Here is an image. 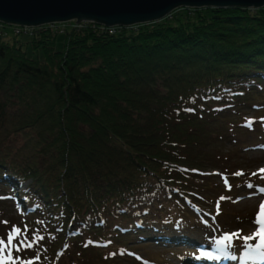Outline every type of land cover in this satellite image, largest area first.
<instances>
[{
	"label": "trees",
	"instance_id": "trees-1",
	"mask_svg": "<svg viewBox=\"0 0 264 264\" xmlns=\"http://www.w3.org/2000/svg\"><path fill=\"white\" fill-rule=\"evenodd\" d=\"M101 26H0V219L17 202L45 264L139 260L141 227L185 241L169 227L264 114V5Z\"/></svg>",
	"mask_w": 264,
	"mask_h": 264
},
{
	"label": "rangeland",
	"instance_id": "rangeland-1",
	"mask_svg": "<svg viewBox=\"0 0 264 264\" xmlns=\"http://www.w3.org/2000/svg\"><path fill=\"white\" fill-rule=\"evenodd\" d=\"M249 7L255 8L253 6ZM178 10L179 8L166 16H171ZM172 22H176V20L173 19ZM72 23H76V20L69 21L68 24ZM141 24L143 23H137L129 27L135 28ZM60 36L58 35L59 38ZM27 51L29 55L42 56L40 49L37 52L30 45H27ZM245 119L251 121L254 132L245 137H240L243 140L242 144L232 146L229 142H226L224 146L235 150V153L230 155L229 159L224 157V161L229 164V167H218L210 170L214 175L207 177L208 184L203 186L199 192L202 196H197V200L191 205L194 211L192 223H178L179 227L177 229H174L175 226L169 227V234L172 232L182 234L186 238L185 241H165L161 240L158 235L151 237V229L145 230L144 227H141L134 235L130 236L131 239L129 240L131 242L126 246L136 252L139 260L137 258L121 257L120 262L116 264H184V261L187 260L191 264H198L199 258L203 255L201 244L216 247L220 249L219 251L226 247L229 256L227 260L232 259L231 264H238L243 257L251 255L248 246L251 245L254 248L259 239L255 237L253 240L247 241L246 244L243 237L250 236L257 231L254 219L259 212L260 203L264 201V193L259 191V189L264 188V178H262L264 173L258 171L264 169V114L246 110ZM238 172L242 174L236 175ZM254 173L256 175H253ZM232 175L235 179L230 177ZM249 184L253 187L249 188ZM202 192H208L209 195L212 194V197L205 196ZM221 197H224V199H221ZM5 213V217L0 219V239L6 242L10 230L13 226H16L21 229V233L14 243L19 241L30 242L28 235L31 231L26 230V226L31 222L24 219L21 213H18L17 202H14L13 206L6 207ZM5 221L7 224L4 223ZM231 233H239V235L233 237L230 247L217 243L224 234ZM42 243H45V241ZM127 248L126 251L124 250L125 252L129 251ZM54 253L55 256L58 255L56 249ZM45 254L41 249V242H36L31 248H25L19 252L13 251L14 257L18 256L23 261H32L33 264H45ZM61 262L63 263L62 260ZM72 263V261L69 262V264Z\"/></svg>",
	"mask_w": 264,
	"mask_h": 264
},
{
	"label": "water",
	"instance_id": "water-1",
	"mask_svg": "<svg viewBox=\"0 0 264 264\" xmlns=\"http://www.w3.org/2000/svg\"><path fill=\"white\" fill-rule=\"evenodd\" d=\"M263 6L264 0H0V20L19 25L76 18L105 25L161 19L178 6Z\"/></svg>",
	"mask_w": 264,
	"mask_h": 264
},
{
	"label": "snow or ice",
	"instance_id": "snow-or-ice-1",
	"mask_svg": "<svg viewBox=\"0 0 264 264\" xmlns=\"http://www.w3.org/2000/svg\"><path fill=\"white\" fill-rule=\"evenodd\" d=\"M258 171L260 173H264V169H260ZM241 174L242 173L239 172L236 173V175ZM253 175H256V173H254ZM248 187L252 188L253 185L249 184ZM259 191L261 193H264V188L259 189ZM221 199H224V197H221ZM4 223L7 224L6 221ZM254 223L257 225V231L250 236L243 237V239L247 244V241L253 240L255 237H258L259 242L255 244V247L253 248L251 245H249L248 247L252 252H260L261 249H264V201H262L259 205V212L254 219ZM20 233L21 229L13 226L8 234L7 241L5 242V240L0 239V264H33L32 261H23L20 257L13 256V251L19 252L22 249L31 248L33 243H35V238L32 242L19 241L18 243H14ZM238 235L239 233L224 234V236L219 239L217 243L230 247L233 237Z\"/></svg>",
	"mask_w": 264,
	"mask_h": 264
},
{
	"label": "built area",
	"instance_id": "built-area-1",
	"mask_svg": "<svg viewBox=\"0 0 264 264\" xmlns=\"http://www.w3.org/2000/svg\"><path fill=\"white\" fill-rule=\"evenodd\" d=\"M49 26L51 27H55V28H61L63 29L65 27V25H67L68 23L67 22H51V23H48ZM2 25L1 21H0V26ZM72 25H77V24H74L72 23ZM38 25H14L12 24V27L14 29V31L18 32V31H24V32H31V29L36 27ZM78 26V25H77ZM102 28H105L108 32H114L116 29L119 28V25L115 24V25H110V26H105V25H102L101 26Z\"/></svg>",
	"mask_w": 264,
	"mask_h": 264
},
{
	"label": "bare ground",
	"instance_id": "bare-ground-1",
	"mask_svg": "<svg viewBox=\"0 0 264 264\" xmlns=\"http://www.w3.org/2000/svg\"><path fill=\"white\" fill-rule=\"evenodd\" d=\"M226 6H228V5H226ZM240 6H243V5H240ZM180 7H192V8H196V7H193V6H178V7H175L174 9H172L169 13H171L172 11H175L176 9H178V8H180ZM246 7H249V6H246ZM168 13V14H169ZM167 15V14H166ZM165 15V16H166ZM164 16V17H165ZM74 20H76V18H74V19H71V20H67V21H74ZM1 22H4V23H7V24H13V23H9V22H6V21H3V20H0ZM87 22H94V23H97V24H101V25H105L104 23H102V22H98V21H95V20H89V19H87V20H85V19H82V20H79V21H77L76 23H74V24H77L78 26H81L83 23H87ZM145 22H148V21H145ZM145 22H143V21H136V22H133V23H128V24H121V23H118L117 25H119V28L120 27H126V26H131V25H134V24H137V23H145ZM3 23V24H4ZM48 23H51V22H48ZM48 23H43V24H48ZM2 24V25H3ZM43 24H39L38 26H40V25H43ZM8 25H6V27H7ZM32 26V25H31ZM105 26H110V25H105ZM0 28H2V27H0ZM9 29V28H8ZM6 30V29H5ZM10 31V30H9Z\"/></svg>",
	"mask_w": 264,
	"mask_h": 264
}]
</instances>
